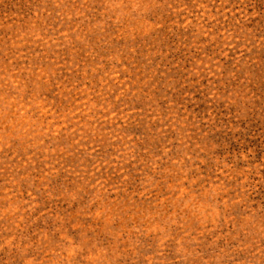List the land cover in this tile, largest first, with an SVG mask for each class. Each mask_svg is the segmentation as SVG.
I'll list each match as a JSON object with an SVG mask.
<instances>
[{
    "label": "rangeland",
    "instance_id": "obj_1",
    "mask_svg": "<svg viewBox=\"0 0 264 264\" xmlns=\"http://www.w3.org/2000/svg\"><path fill=\"white\" fill-rule=\"evenodd\" d=\"M0 264H264V0H0Z\"/></svg>",
    "mask_w": 264,
    "mask_h": 264
}]
</instances>
